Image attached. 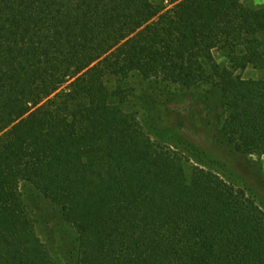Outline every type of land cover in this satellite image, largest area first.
Listing matches in <instances>:
<instances>
[{
  "label": "trees",
  "instance_id": "1",
  "mask_svg": "<svg viewBox=\"0 0 264 264\" xmlns=\"http://www.w3.org/2000/svg\"><path fill=\"white\" fill-rule=\"evenodd\" d=\"M133 74L215 86L228 143L264 155V4L0 0V264H55L22 183L76 230L77 264H264V209L151 139Z\"/></svg>",
  "mask_w": 264,
  "mask_h": 264
},
{
  "label": "rangeland",
  "instance_id": "2",
  "mask_svg": "<svg viewBox=\"0 0 264 264\" xmlns=\"http://www.w3.org/2000/svg\"><path fill=\"white\" fill-rule=\"evenodd\" d=\"M244 3L257 8L264 0H244ZM165 4L172 7L169 2ZM231 51L220 47L213 51V56L221 65L229 66ZM238 73L244 78L263 76L252 67ZM127 85L125 108L138 116L152 140L183 153L189 172L193 166L205 167L247 189L264 209V155H245L228 143L221 130L225 111L220 90L213 85L194 88L166 84L137 74L127 79ZM21 191L37 233L49 247L55 264H77L78 234L60 209L30 184L22 183Z\"/></svg>",
  "mask_w": 264,
  "mask_h": 264
}]
</instances>
